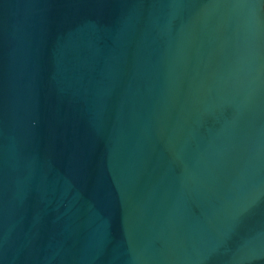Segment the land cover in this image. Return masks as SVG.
Listing matches in <instances>:
<instances>
[{"label": "water", "instance_id": "1", "mask_svg": "<svg viewBox=\"0 0 264 264\" xmlns=\"http://www.w3.org/2000/svg\"><path fill=\"white\" fill-rule=\"evenodd\" d=\"M0 264H264V0H0Z\"/></svg>", "mask_w": 264, "mask_h": 264}]
</instances>
